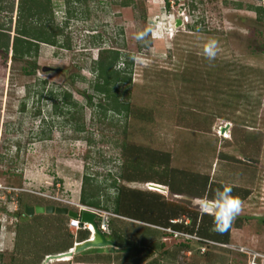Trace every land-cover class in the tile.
Wrapping results in <instances>:
<instances>
[{
	"label": "rangeland",
	"instance_id": "rangeland-1",
	"mask_svg": "<svg viewBox=\"0 0 264 264\" xmlns=\"http://www.w3.org/2000/svg\"><path fill=\"white\" fill-rule=\"evenodd\" d=\"M20 1L32 3L0 0V30L8 35L5 59L0 49V264H41L43 250L63 245L57 237L63 235L64 218L45 217V211L26 214V206L50 203L78 211L83 191L88 201L110 207L112 179L124 189L158 193L172 209L180 205L197 212V225L203 224L201 198L188 191L203 177L210 183V199L225 185L245 193L229 227L231 253L213 241L198 252L196 244L187 251L179 245L194 241L189 236L111 218L114 229L132 238L139 252L152 250L159 264H246L245 250L264 254V0H193L190 5L169 0L168 9L164 0H49L51 14L42 12L40 20L49 22L47 31L60 47L38 42L35 56L31 51L13 59ZM145 28L148 35L136 40ZM209 40L217 42L211 60L203 55ZM100 47L119 49L123 59L132 60L130 82L118 85L127 114L110 110L92 89L91 67ZM33 60L34 74H24ZM121 61L114 67L122 69ZM63 91L70 95L66 103L74 104L62 100ZM53 100L63 105L62 113H54ZM124 145L132 148L124 152ZM130 151L143 165L137 173L120 168ZM162 152L186 192L174 194L163 184L158 190L153 186L158 184L120 176H154L161 165L155 170L146 165ZM83 175L89 179L84 186ZM63 256L69 257L45 264H68Z\"/></svg>",
	"mask_w": 264,
	"mask_h": 264
},
{
	"label": "trees",
	"instance_id": "trees-1",
	"mask_svg": "<svg viewBox=\"0 0 264 264\" xmlns=\"http://www.w3.org/2000/svg\"><path fill=\"white\" fill-rule=\"evenodd\" d=\"M188 1H189V5L191 4V2H193V0H188ZM46 3H49V0H46L44 2L41 1L39 4H36L35 0H32V3L28 5H24L23 1H20L18 3L17 5L18 15L16 20V26L14 28V32L16 36L13 37L11 43V57L13 59H24L28 57L31 51H33V55L35 56L38 47V42H43L49 45H58L56 40V35H53L47 31L48 28L47 24L49 22L44 23V21L40 20V15L42 12L45 13L47 11L49 15L51 14V10L50 9L48 10L46 8L48 6V4ZM120 3L122 5H125V2H120ZM164 5L166 9H168L169 0H164ZM33 16L36 17L34 21H32ZM58 46L60 47V45ZM0 49L5 59L8 49V35L4 32V30L3 31L0 30ZM101 53H103L104 55ZM123 56L124 54L121 53L119 49L113 47H105V48L100 47L98 49V58L96 56V58L93 60L94 65L91 67V71L94 73V80H95L93 81L92 89L95 94L102 95L104 97V100L107 101L108 104L110 103L109 106L110 110L119 112V110L122 109L127 114L129 112L127 104H123L120 101H118V98L120 96L118 93L121 92L119 90L118 85L121 84L122 82L123 83L130 82V74H131L130 68L132 65V60L123 59ZM121 58H122L121 62L123 64L122 69L115 68L114 66L118 62H120ZM26 67L27 69H23L24 74L27 75L34 74L36 69L34 60L27 62ZM125 70H128L127 76L123 75V71ZM62 94H63L62 100L66 103L65 98L70 97V95L68 94L67 91L65 92L63 91ZM91 98L92 97L90 95L88 97V100H90ZM70 103L67 102L66 104H70ZM52 106H53L52 109L55 114L62 113L61 109L63 105L58 107L57 101L53 100ZM130 148H125L124 145L123 150L124 152H126L127 150H130ZM134 149L140 150L139 147H134ZM157 156H159V160L157 162L155 161L153 165H146V168H148L149 170H155L154 169L155 167L161 165L162 171L160 172L154 171L156 173L154 176L140 175L139 177H133L128 175L126 176L123 174L121 175L119 173L120 176L127 181L139 180L141 182H152L158 185L163 184L164 186L167 187V189L170 192L174 194H178V193L180 194L186 192V190H184L181 187L182 185L180 183L177 184L175 182L176 181L174 179L176 178L174 175L175 169L168 168L169 155L165 152H162ZM136 159H139V154L135 153L134 155V153L130 151V153L124 155L123 162L120 168H122L123 171H127V169H129L133 173L135 172L137 173L138 171L143 170V165L142 166L139 165V161H137ZM203 178H204L203 181L199 183L197 189L188 191L190 195H193L194 197L197 198H202L204 196L208 197L210 190V183L206 181V177ZM87 181H89L88 176L83 175L82 185L83 186L86 185L88 183ZM110 186L115 192L112 200V205L110 207L107 205H100V203L98 202L88 201L85 198L83 191H81L80 193V197H79L80 203L82 205L93 206L96 208L102 206L104 210H110L112 213L123 217L154 224L163 228L170 227L171 229L179 230L184 233L193 235L197 238L196 241L195 240L194 241L191 240L190 242L186 241L180 243L179 245L180 248H183L187 251L191 250L192 244H196L197 246L196 252H198L201 246L203 245L209 246L207 241H213L223 244H226L228 241L230 226L223 232L214 231L213 224L210 226V223L213 222V218L210 214L201 212L200 217L202 218L203 224L197 225L196 224L197 212L188 211L186 207H182L180 205L175 206V208L172 209V206L168 205V203H166L163 200L162 201L159 200V198H161V195H159L158 193H153L152 191L140 192L136 190L124 189V187L122 185H118L114 179H112ZM232 195L240 200L245 196V193H240L238 192L237 189H232ZM147 202L149 203L147 204ZM43 215L45 217H48L50 215L57 217L60 216L59 214H55V212L43 213ZM181 216L185 217L188 222L185 223L184 221L179 220ZM206 217L209 220H207V223L206 222L204 223ZM110 219L111 218H109L108 220L109 221L108 228H110V232L109 234H107V237L117 244H126L130 246L128 248H124L123 250L122 249L118 250V252H116V254L113 257L111 256L109 257V255H107L104 259L106 262L114 261L116 264H138L145 258L150 257L148 261H143L144 262L143 264H159L158 258H151L153 252L150 249L147 251H143L142 253L141 251L139 252V250H136L134 246L135 242L133 241L132 238L127 239L128 235L127 236L124 235V233L119 232L118 229L114 230L112 225V219L111 220ZM172 219H177L178 221L174 223L169 222ZM67 220L68 219H66V225H67ZM208 227H210L213 231L207 232ZM79 231H83V230H77L76 231L77 234ZM85 236H87V233L85 234ZM70 247L71 246H69V248ZM162 247L164 246L162 245ZM217 248L225 250L226 253L232 252L231 251L232 249L230 250V247L227 248L225 247L226 249H223L224 247H217ZM91 250H97V248H92ZM165 252L166 249L163 250L162 254ZM172 256L175 257V255Z\"/></svg>",
	"mask_w": 264,
	"mask_h": 264
},
{
	"label": "clouds",
	"instance_id": "clouds-1",
	"mask_svg": "<svg viewBox=\"0 0 264 264\" xmlns=\"http://www.w3.org/2000/svg\"><path fill=\"white\" fill-rule=\"evenodd\" d=\"M149 32H150V29L145 28V29H143V30H141L135 34V39L138 41H143ZM216 50H217V42L215 40H209L203 45V55L209 60H211L212 58L215 57ZM133 59H137V58L133 57ZM160 187H162V185H160ZM81 206H87V205L81 204ZM89 207H93V206H89ZM199 207H200L202 213H207V214H210L212 216V218H213V230L217 231V232H223L230 226V224L233 221V219L235 218V216L240 212V201L237 197H234L232 195L231 186L225 185V186H222V188L215 190L211 199H209L207 196L202 197L199 200ZM94 208H96V207H94ZM73 213L76 215L77 210H74ZM109 213H112V212L110 211ZM112 214H114V213H112ZM114 215L115 216L108 217L107 227H108L109 218H112V217L121 218V217H123V216H120L117 214H114ZM70 217H72V216H70ZM79 218H80V215H79ZM174 220H176L175 222L178 221L177 219H174ZM184 222L187 223L188 221L186 220ZM172 223H174V222H172ZM94 225L95 226L97 225L96 216L94 218ZM91 226H92V230H93V234H94V227L92 224H91ZM166 228L171 229L170 227H165V228L161 227V229H163V230H165ZM171 230L184 233V232L179 231V230H174V229H171ZM83 231H86V233H87V237L85 239L89 240L88 236H89L90 230L84 229ZM164 232L173 235L172 232H168L166 230ZM101 233H103L106 236L107 234H109V228H108V233H104V232H101ZM93 234H92V236H93ZM184 234L190 235L188 233H184ZM92 238L93 237H91V239ZM218 244H223V243H218ZM226 245H228V244H226ZM72 247L73 246H71L70 248H68L65 251L70 250ZM65 251H62V252H65ZM59 253H61V252H59ZM53 254H56V253H53ZM43 257H45V255Z\"/></svg>",
	"mask_w": 264,
	"mask_h": 264
},
{
	"label": "crops",
	"instance_id": "crops-1",
	"mask_svg": "<svg viewBox=\"0 0 264 264\" xmlns=\"http://www.w3.org/2000/svg\"><path fill=\"white\" fill-rule=\"evenodd\" d=\"M38 206H40V205H38ZM47 206L65 208V209H67V213H70V212L73 213L74 212V211H71V210L69 211L67 207H62V206H58V205L50 204V203L47 204L46 206H42V207H47ZM45 212H47V211H45ZM47 213H53V212H47ZM55 214H59L60 215V216H58V217H60L59 219H63L64 218L63 221H64L65 225H66V219H68L71 216V215H68V214L57 213V212H55ZM112 221H114V219H112ZM60 230H61V232L63 231V235H62V237H57V239L58 238H62L61 240L63 241L62 242L63 245H61V247L58 250L57 249L55 250L54 249L55 247H53V248L52 247L51 248L48 247V248L45 249L43 255L59 253V252L65 251L66 249L69 248V246H73V244H75L76 242L82 241V240L85 239V237H87V236H85V234H86L85 231H79L78 234H77V232H72L71 229H69L67 227V225H66L65 229L62 230L60 228ZM114 230H116V229H114ZM57 234H60V233H57ZM57 236H60V235H57ZM78 236H79V238H78ZM78 239H81V240H78ZM118 245L119 246L121 245L120 248L112 247V248H114V251H111V249H109L110 246L101 247V248L99 247V248H97V250H89L90 248H88V249H85L83 251H80V252H77V253H73L69 257L63 256L62 260H63V262H67L68 264H109V263L116 264L114 261H107L106 262L104 259H105V257L107 255H109V257H110L113 253L118 252V250H121V249H124V248H128L130 246V245H126V244H118ZM100 254H102V255H100ZM99 255H100V257H99ZM149 259H150V257L149 258H145L141 262L148 261Z\"/></svg>",
	"mask_w": 264,
	"mask_h": 264
},
{
	"label": "water",
	"instance_id": "water-1",
	"mask_svg": "<svg viewBox=\"0 0 264 264\" xmlns=\"http://www.w3.org/2000/svg\"><path fill=\"white\" fill-rule=\"evenodd\" d=\"M176 23H178V20L176 21ZM224 129H227V125L223 126V127H219V131L222 132ZM24 211L26 214H30L33 212H42V211H47V212H57V213H64V214H68L71 216H76L74 213L70 212L67 213V209L65 208H58V207H53V206H47V207H42V206H34V207H25ZM94 218L95 215L94 213L88 212V211H82L80 213V221L81 222H89L93 225L94 227V234H93V238L92 239H85L83 241H79L76 242L73 245L74 250H68L65 252H61V253H56V254H47L45 255L43 261L41 262V264H45L47 262V260L49 258H57L60 255L63 254H68V256H71L72 253H77L80 251H83L85 249L88 248H101V247H106V246H112V247H117L119 248L120 246L115 243L114 241L110 240L109 238H107L103 233H101L97 227L94 225Z\"/></svg>",
	"mask_w": 264,
	"mask_h": 264
},
{
	"label": "built area",
	"instance_id": "built-area-1",
	"mask_svg": "<svg viewBox=\"0 0 264 264\" xmlns=\"http://www.w3.org/2000/svg\"><path fill=\"white\" fill-rule=\"evenodd\" d=\"M77 206H78V211L76 213V216H72V217L68 218V221H67V227L69 229H71L72 232H76L77 230L89 229L90 233H89L88 239H91L92 234H93L91 224L88 222H81L80 218H79V215L82 211H88V212L94 213V215L96 216L97 228L101 232L108 233L107 219H108V217L115 216L114 214L103 211V210L98 209V208H94V207L81 206V205H77ZM175 221L176 220H174V219L170 220V222H175ZM165 230L168 232H172L174 236L185 235V236H189L190 238H192L194 240L197 239L193 235H187V234H184L181 232H176V231H173L169 228H166ZM207 242H208V244L212 243V241H207ZM222 246L223 247H230L229 245H226V244H222ZM236 249L243 252L242 249H240L238 247H236ZM243 254H246V261H247L246 264H264V254L263 253L260 254V253L254 252V251H251L250 253H248V251L245 250Z\"/></svg>",
	"mask_w": 264,
	"mask_h": 264
},
{
	"label": "bare ground",
	"instance_id": "bare-ground-1",
	"mask_svg": "<svg viewBox=\"0 0 264 264\" xmlns=\"http://www.w3.org/2000/svg\"><path fill=\"white\" fill-rule=\"evenodd\" d=\"M224 131V130H223ZM223 131L222 132H220V133H223ZM153 186H155L156 188L155 189H158V190H160L161 189V187L159 186V185H153ZM74 250V248L72 247L71 248V251H73Z\"/></svg>",
	"mask_w": 264,
	"mask_h": 264
}]
</instances>
